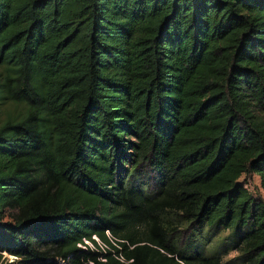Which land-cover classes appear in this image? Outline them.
Returning a JSON list of instances; mask_svg holds the SVG:
<instances>
[{"label": "trees", "instance_id": "16d2710c", "mask_svg": "<svg viewBox=\"0 0 264 264\" xmlns=\"http://www.w3.org/2000/svg\"><path fill=\"white\" fill-rule=\"evenodd\" d=\"M0 66V264H264V0H0Z\"/></svg>", "mask_w": 264, "mask_h": 264}, {"label": "rangeland", "instance_id": "374dc122", "mask_svg": "<svg viewBox=\"0 0 264 264\" xmlns=\"http://www.w3.org/2000/svg\"><path fill=\"white\" fill-rule=\"evenodd\" d=\"M17 109V107H14V105L10 103L9 99H0V123L6 118L8 111H12L14 113ZM255 113L264 118V112L260 111L258 108L255 110ZM146 176L147 174H143L140 178L145 180L147 178ZM239 180L244 182L246 188L254 197L261 198L264 201V191L259 185V178L257 174H242L239 177ZM9 214L10 211L5 210L1 213V220L10 221ZM242 231L243 229H239L233 233L230 228L222 227L221 224L212 225L207 228L205 227L201 230L200 234H198V241L196 242L198 250H200L203 254L216 252L220 255L225 264H244L238 257L239 251L237 249V238L239 233ZM188 250L190 251L191 249ZM4 255H6L8 259L12 258V255L10 254Z\"/></svg>", "mask_w": 264, "mask_h": 264}]
</instances>
